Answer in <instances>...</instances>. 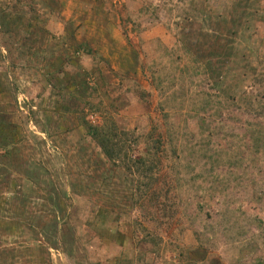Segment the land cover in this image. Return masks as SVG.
I'll return each instance as SVG.
<instances>
[{"label":"rangeland","instance_id":"rangeland-1","mask_svg":"<svg viewBox=\"0 0 264 264\" xmlns=\"http://www.w3.org/2000/svg\"><path fill=\"white\" fill-rule=\"evenodd\" d=\"M0 264H264V0H0Z\"/></svg>","mask_w":264,"mask_h":264},{"label":"trees","instance_id":"trees-1","mask_svg":"<svg viewBox=\"0 0 264 264\" xmlns=\"http://www.w3.org/2000/svg\"><path fill=\"white\" fill-rule=\"evenodd\" d=\"M93 134H94V136H97L95 132H94ZM100 144H101L102 147H105V144H104L103 142H102V143L100 142ZM107 152H108V151H107ZM108 153H109V152H108ZM108 155H110V153H109Z\"/></svg>","mask_w":264,"mask_h":264}]
</instances>
